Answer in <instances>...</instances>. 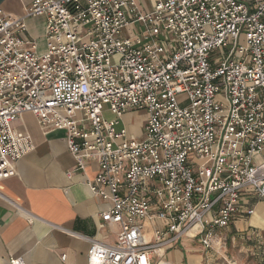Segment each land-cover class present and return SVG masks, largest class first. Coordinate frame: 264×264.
<instances>
[{"label":"built area","instance_id":"2783aa9c","mask_svg":"<svg viewBox=\"0 0 264 264\" xmlns=\"http://www.w3.org/2000/svg\"><path fill=\"white\" fill-rule=\"evenodd\" d=\"M38 17L42 54L26 26ZM142 111L136 140L119 126ZM25 114L65 133L76 170L97 165L88 188L108 204L101 227L119 233L113 245L89 239L87 264H156L183 238L216 255L222 231L246 214L242 195L264 203V0H154L149 11L136 0H32L20 16L0 9V181L34 148L14 128Z\"/></svg>","mask_w":264,"mask_h":264},{"label":"crops","instance_id":"0c3cea01","mask_svg":"<svg viewBox=\"0 0 264 264\" xmlns=\"http://www.w3.org/2000/svg\"><path fill=\"white\" fill-rule=\"evenodd\" d=\"M136 3L141 11H149L154 0ZM146 120L143 111L128 112L119 127L140 140ZM14 128L27 135L34 148L15 163L12 177L0 181V264L17 259L23 264H87L89 239L113 245L119 233L117 226L101 227L100 214L108 204L88 188L97 165L92 162L84 170H76L65 133L40 127L29 114L23 115ZM242 197L241 209L246 214L232 220L222 236L225 240H251V248H256L259 255L264 250V203L251 193ZM146 226L149 239L150 226ZM160 254L156 264H206L209 258L198 239L191 238L165 247Z\"/></svg>","mask_w":264,"mask_h":264},{"label":"rangeland","instance_id":"374dc122","mask_svg":"<svg viewBox=\"0 0 264 264\" xmlns=\"http://www.w3.org/2000/svg\"><path fill=\"white\" fill-rule=\"evenodd\" d=\"M31 1L32 0H6L0 6V9L6 13H12L14 16H20L23 8L27 7ZM13 11H17V14L19 15H16ZM27 26L29 28L30 35H32L38 43V54H42L45 50L43 39L44 19L42 17L32 18L27 21ZM115 61L116 58H112L111 62L114 63ZM185 100L186 97L184 95L176 97L178 104H183ZM219 100L220 99L218 98L217 101ZM104 118L108 121L112 119L109 114H105ZM251 243L254 242L245 239L240 240L238 238L225 240V247L224 249L219 250L218 254L212 255L211 252H208L209 258H207V262L208 264H262L261 258L264 259V250L259 251L260 254L258 255V253H256L258 250L256 251V248H251Z\"/></svg>","mask_w":264,"mask_h":264},{"label":"water","instance_id":"95a60500","mask_svg":"<svg viewBox=\"0 0 264 264\" xmlns=\"http://www.w3.org/2000/svg\"><path fill=\"white\" fill-rule=\"evenodd\" d=\"M6 0H0V6L5 2Z\"/></svg>","mask_w":264,"mask_h":264}]
</instances>
